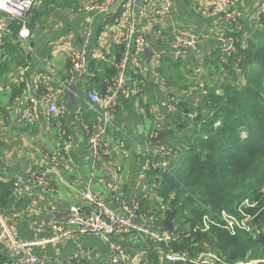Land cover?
<instances>
[{
  "label": "crops",
  "instance_id": "crops-1",
  "mask_svg": "<svg viewBox=\"0 0 264 264\" xmlns=\"http://www.w3.org/2000/svg\"><path fill=\"white\" fill-rule=\"evenodd\" d=\"M94 1L38 0L28 18L29 38L21 39V28L12 22L0 45V206L24 241L54 237L51 224L65 222L73 208L89 213L91 206L83 197L87 190L114 211L124 202H136L139 209L134 222L165 231L162 212L167 207L157 196L160 173L136 185L152 148V134L158 132L159 143L164 131L180 139L182 124L194 128L193 121L199 108L205 112L209 95L232 83L224 64L236 55L222 51L219 36L246 46L248 39L264 31L259 0H238L230 9V18L206 13L203 0H174L167 20L157 15L160 0H118L104 15L86 11ZM7 17L0 12V19ZM132 17L137 19L146 49L139 54L130 52L125 62L130 95L120 94L114 104L117 131L105 128L99 106L87 94L104 97L114 86ZM175 31L193 36L196 48L177 49ZM76 48L88 52V74L70 80V53ZM135 60L143 72H138ZM112 71L115 77L110 79ZM23 95L41 100L32 125L23 120L24 109L14 102ZM173 95L179 104L176 114L168 113L162 104L165 96ZM43 98L64 103L66 111L53 117ZM85 126L104 131L108 153L99 162L89 150ZM157 159L161 160L160 171L165 172L176 158L157 155ZM34 173L44 176L48 187L36 183ZM18 180L21 185L16 187ZM112 243L125 250V264H148L152 251L162 252L160 245L138 233L119 237L87 234L39 244L33 251L44 264H111Z\"/></svg>",
  "mask_w": 264,
  "mask_h": 264
},
{
  "label": "trees",
  "instance_id": "trees-1",
  "mask_svg": "<svg viewBox=\"0 0 264 264\" xmlns=\"http://www.w3.org/2000/svg\"><path fill=\"white\" fill-rule=\"evenodd\" d=\"M261 23L264 27V16ZM237 48L236 57L224 64L232 83L209 95L194 128L182 124L180 139L160 133V143L172 146L176 159L168 171L151 174L161 175L157 196L177 238L160 245L161 253L152 251L148 264L264 261V230L239 224L231 228L223 219L225 213L238 222L264 206V31ZM252 226H264V213ZM207 247L214 254L202 259ZM172 253L188 257L173 262L167 259Z\"/></svg>",
  "mask_w": 264,
  "mask_h": 264
},
{
  "label": "built area",
  "instance_id": "built-area-1",
  "mask_svg": "<svg viewBox=\"0 0 264 264\" xmlns=\"http://www.w3.org/2000/svg\"><path fill=\"white\" fill-rule=\"evenodd\" d=\"M118 0H95L86 6L88 13H96L100 15L109 14L111 9ZM136 1V0H132ZM238 0H203V8L206 13L211 16L225 15L231 17L230 9ZM38 0H0V12L7 14V19H0V45L3 44L4 38L8 35L10 24L16 22L20 27L19 36L23 40H27L30 36L28 29V18L37 4ZM174 6V0H160V6L157 10V15L163 19H170L171 12ZM259 12L264 14V0H259ZM222 51L228 55H236L238 48L233 38L221 35L218 37ZM174 46L183 51H193L196 48V42L193 36L182 31H175L173 35ZM125 47V55L122 63L117 66L118 75L115 85L111 87L104 97L99 96L94 92L87 94L88 100L99 106L102 114V119L107 127H113L117 131L120 129L114 124L113 107L121 94L128 98L130 93L127 89V77L125 74V62L130 52L134 51L139 54L146 49V42L138 29L137 19L132 17L130 20L123 39ZM88 52L85 49H73L70 53V80L84 77L88 74ZM134 66L138 72H143L142 67L137 60L134 61ZM43 104L48 108V113L53 117H60L65 111L64 103H52L50 98H43ZM17 106L23 107L22 118L27 124H33L40 110L41 100L32 96H17L14 99ZM163 107L168 113L176 114L179 111L178 98L176 96H165L162 100ZM193 117H195L193 115ZM87 130L88 147L96 161H101L108 153L103 145L104 131H94L88 126ZM151 151L143 160L142 170L138 176L137 186H140L148 176L161 169V160L157 159V155L164 159H171L176 155L173 148L164 146L159 143V134L154 132L151 139ZM154 151H153V150ZM33 179L39 185L48 187L44 176L33 174ZM20 180L16 181L15 186L19 187ZM83 197L91 206L89 213H83L80 209H71L68 218L63 223H53L51 228L56 232L55 236L49 240L43 241H24L17 237L9 216L0 206V264H44V259L33 251V248L39 244L48 242L62 241L74 239L83 235L119 237L126 236L132 233H138L150 238L158 245L168 244L177 236L174 232L157 231L147 226L134 222L135 216L138 215V205L136 202H124L119 211H114L109 208L103 198L95 195L87 190L83 192ZM246 206H251L250 202H245ZM256 205H254L255 207ZM223 219L232 228L238 225L233 218H229L223 213ZM240 225V224H239ZM243 226V225H241ZM111 264H125L127 255L122 246L111 244ZM187 255L178 256L175 254L167 255V259L171 261H186ZM201 257V256H200ZM202 258V257H201ZM204 259V258H202Z\"/></svg>",
  "mask_w": 264,
  "mask_h": 264
},
{
  "label": "rangeland",
  "instance_id": "rangeland-1",
  "mask_svg": "<svg viewBox=\"0 0 264 264\" xmlns=\"http://www.w3.org/2000/svg\"><path fill=\"white\" fill-rule=\"evenodd\" d=\"M263 213H264V206L255 214V216L247 217V218H245V219H243L241 221H238V222H239L240 225H243V226H245L247 228H252L253 230H255V232L256 231L257 232L258 231L260 232L261 229L264 230V226H261V227L260 226L253 227L252 226V221H254L256 219V217H259L260 218L261 216H263ZM211 252H213V253H211ZM213 254H214V251L212 250V248L207 247V249L204 252L202 251L201 257L202 258L212 257ZM250 264H264V261H262V262H253V263H250Z\"/></svg>",
  "mask_w": 264,
  "mask_h": 264
},
{
  "label": "water",
  "instance_id": "water-1",
  "mask_svg": "<svg viewBox=\"0 0 264 264\" xmlns=\"http://www.w3.org/2000/svg\"><path fill=\"white\" fill-rule=\"evenodd\" d=\"M163 229L168 232H174L175 228L173 226V223L170 222L169 220H165L163 224Z\"/></svg>",
  "mask_w": 264,
  "mask_h": 264
}]
</instances>
